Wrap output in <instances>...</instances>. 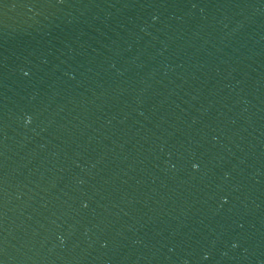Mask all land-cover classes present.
<instances>
[{
	"label": "water",
	"instance_id": "obj_1",
	"mask_svg": "<svg viewBox=\"0 0 264 264\" xmlns=\"http://www.w3.org/2000/svg\"><path fill=\"white\" fill-rule=\"evenodd\" d=\"M0 264H264V0H0Z\"/></svg>",
	"mask_w": 264,
	"mask_h": 264
},
{
	"label": "snow or ice",
	"instance_id": "obj_2",
	"mask_svg": "<svg viewBox=\"0 0 264 264\" xmlns=\"http://www.w3.org/2000/svg\"><path fill=\"white\" fill-rule=\"evenodd\" d=\"M193 167H196V165L194 164Z\"/></svg>",
	"mask_w": 264,
	"mask_h": 264
}]
</instances>
